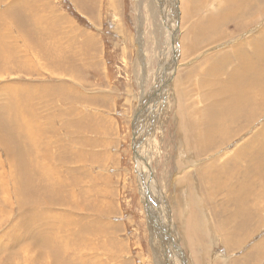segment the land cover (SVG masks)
Returning a JSON list of instances; mask_svg holds the SVG:
<instances>
[{"label": "rangeland", "instance_id": "374dc122", "mask_svg": "<svg viewBox=\"0 0 264 264\" xmlns=\"http://www.w3.org/2000/svg\"><path fill=\"white\" fill-rule=\"evenodd\" d=\"M195 2L205 4L204 0ZM170 3L168 0L166 7ZM23 4L28 12L24 19L19 14L10 23L1 15L12 6L7 18L13 17L14 11L18 12L16 6ZM175 4L150 13L141 0H0V19L9 22V27L0 26L7 27V37L12 34V41H19L18 47L10 49V59L27 57L18 70H0V114L9 104L6 85L10 90L16 88L19 94L12 99H27L24 108L22 102L18 106L25 111L19 118V130L28 135L38 127L36 136L41 144L36 150L40 157L37 161L41 160V170L46 165L45 174H51L37 175L30 166L28 171H22V179L27 176L25 180L32 183L26 182L30 191L27 195L39 199L38 205L28 202V208L35 211L32 209L26 220L19 216L18 208L12 212L0 201V264H8L5 255L12 254L18 259H14L15 264H24L23 254L28 251H32L28 258L44 256L45 261L40 258L37 264H74L81 252L90 264H238L264 238V210L256 215L252 212L249 224L228 221L234 214V203L229 201L230 195L216 193L212 198L216 209H223L222 205L227 208L228 200L232 213H211L197 175V170L211 159H216L213 171L226 170L230 167L229 152L261 138L264 108L248 125L240 119L236 127L235 122H228L236 128L233 141L217 145L206 155L189 147L186 136L190 131L185 126L194 123L192 116L198 122L210 115L207 109L212 108L216 114L217 109L224 108L226 99L213 93L227 82V74L233 73L237 56L242 54L240 48L244 56L249 55L252 43L264 36V0H211L193 17L186 14L198 7L193 0H177ZM162 15L168 30L172 21L178 34L176 43L167 30L159 29ZM208 19L211 32L205 29ZM212 21L218 22L217 28ZM18 24L28 27L23 29L28 32H20ZM59 40L69 44L68 53L62 52L68 73L56 62ZM7 62L0 57V69ZM220 63L224 64V74L215 69ZM212 69L214 75L210 74ZM219 76L222 78L218 85L203 86L212 78L219 82ZM243 86L236 83L224 89L244 92ZM248 88L257 90L254 84ZM68 89L78 96L75 92L68 96ZM235 104L236 100L232 102ZM248 114L254 115L251 111ZM3 120L16 130L11 116ZM0 130L4 133L9 127L1 125ZM253 148L261 149L256 145ZM260 159L253 160L251 178L256 188L264 180V161ZM145 160L146 165H142ZM9 161L5 148L0 146V162L11 176V184L7 185L8 177L5 184L12 188L18 174L10 168ZM143 166L155 175L153 181L148 178L154 184L150 186L152 193L141 187ZM156 186L157 191H162L155 198L161 202L160 212L154 202ZM256 191L255 196L259 194L264 203V194ZM147 199H151L152 206ZM196 213L202 218L199 232L188 228L191 221H197ZM38 216L47 219L45 227H35ZM171 219L180 228V244L187 262L168 243L169 230L174 227ZM160 227L166 228L165 232L160 234ZM11 241L15 244L9 248ZM60 244L70 250H61ZM49 245L53 250L45 249ZM255 260L264 264V258Z\"/></svg>", "mask_w": 264, "mask_h": 264}, {"label": "bare ground", "instance_id": "6f19581e", "mask_svg": "<svg viewBox=\"0 0 264 264\" xmlns=\"http://www.w3.org/2000/svg\"><path fill=\"white\" fill-rule=\"evenodd\" d=\"M1 1H3V0H1ZM5 1H7V0H5ZM143 1H145V5H147V8H148L150 13L155 11L156 8H158V10H160L162 8L175 7L176 6L175 3L177 2V0H173V1L169 0V2H172V3L169 4V7H166V2L168 0H141V2H143ZM210 1L211 0H205V2L206 3L208 2V4L210 3ZM193 2L196 6H198V7L201 6V4L197 5L195 0H193ZM202 2H203V0H200V3H202ZM25 6H26L25 4H23V6H21V7L16 6L15 9H17L18 12L16 13L14 11L13 17L7 18V17L11 16V7L12 6L8 7L7 10L3 11L1 13V15L5 19H7L10 23H14V20L16 19V17L19 14H21V17H23V19H24V17L28 16V12H26ZM28 9H29V11L31 10L30 7ZM196 9L189 10L188 12H186V14L189 17H191V16L193 17V13L196 11ZM32 12H34V11L33 10L30 11L31 15H32ZM32 17L34 18V15H32ZM35 18H37V16ZM154 18L156 19L157 16H155ZM159 18H160L159 24L161 26L159 29L163 30V32H165L167 30L169 37L170 38L172 37L173 39H175V43H176L178 34H177V32L175 33L174 27H172L173 26L172 21H170L171 25H169L170 28L168 30V25L164 23L165 20L164 21L162 20L165 18V15H162V17L160 16ZM179 18H180V16H179ZM17 19H18V17H17ZM9 22L5 23L4 21H2L0 19V24H4V25L7 24V26H8ZM28 24L30 27H32V24L30 22ZM17 27L19 28L20 32L21 31L26 32V33L28 32V31L23 30V29H25L26 26L24 27L23 25L18 24ZM26 28H28V27H26ZM160 30H157V32L159 31V34L161 33ZM59 31H60V29H59ZM60 33L63 35V33H65V32L62 29V31ZM11 35L8 34V37H7V27L6 26H0V57L2 59V62H4V60H6V59L8 60L7 66L3 69H0V70H3V71L8 72V73H11L13 70H18L21 67V64L25 65L24 62L26 61L25 59L27 58L26 57L24 59V57H20V56L17 57L13 53L17 58L14 59V61L10 59V56H9V51L11 52L10 49H12L13 47H18V42H19V41L17 42L15 39H14V41H12L13 37ZM5 41H6V43H5ZM59 43L60 44L57 45V48H58V51L60 50V52L56 58V62L58 65H60V67L63 70L66 71V73H68L69 69L65 65H63V63H64L63 60H64L65 56L63 57L62 52L65 50L66 53H68L67 51L69 50V47L64 48L61 44V40H59ZM24 44L26 46H28L27 42H25ZM252 44H254V46L252 48L253 50L249 55L244 56V52L240 48V51L242 54L239 53V55L237 56V64L235 65V69H234L233 73H228L227 74V76H228L227 82H225L220 87V89L218 91H215L213 93L215 95L221 96V98L223 100L226 99V102H223L224 108L223 109H217L216 114H213L211 112L210 109H212V108L207 109V111L209 112L210 115L207 114L206 118L204 117L201 121L197 122V120L195 121L194 116H192L191 118H193V119H191V120H194V123L193 124L185 123L186 128L190 131V134H188L186 136V138L188 139L189 147L193 151H195L197 149L198 153H200L201 155H203V154L206 155L207 153H211L217 145L222 146V145H225L227 143L229 144V142L232 140L231 138H233V135H235V133H236L235 127L238 126L237 124H238L239 119L248 125V122H253V119L255 118V116H257L258 113L264 108V36H261L260 41H258L257 43L254 42ZM44 50H46V49L44 48ZM21 51H23V50H21ZM89 61H90V59H89ZM58 65L56 67L57 70H59ZM69 65H71V64H69ZM83 65H80V68H82ZM86 66H88V65H86ZM76 68H77V66H76ZM72 69L70 70L72 72L71 74L75 75L76 72L72 71ZM171 69H173V68H171ZM215 69L216 70L221 69L220 74L225 73V68H224L223 63L215 65ZM215 69L211 70V72H210L211 75H214ZM79 71H77V72L79 73ZM171 72H173V70H171L170 73ZM221 78H222L221 76L216 78L217 80H219V82H215L213 78L210 80H206L205 83L203 84V86L208 87L211 85H218L219 83H221ZM206 83L208 84V86L205 85ZM236 83H238V84L243 83L245 85V86H243L244 92H236L232 89H224L225 87H231V86L235 85ZM252 84L256 85L257 90L252 89V88H248ZM246 88H248V89H246ZM15 89L16 88H11V90H10L9 87L6 85L7 102H9V104L8 105L6 104L3 107L4 110H2L3 112H2V114H0V126L1 125H7L9 127V130L8 131L4 130L5 131L4 133H7V136L0 130V146H3L5 148L7 154L10 158L9 166L14 172H16L18 174V177L15 178L13 181V187L9 188L7 185L11 184V176H10L8 170L7 171L4 170L5 165H3L0 162V201L2 202V204L9 207V209L11 208L12 212H13V210L18 208L19 209V216L23 220H26L24 218L29 216L32 212V209H33V208H28L29 203H32L33 205H35V204L38 205L39 199L36 197L27 195L30 193V191H27L28 185H26V182L29 183L30 179L28 181H26L25 179L27 176L22 179V171H24V172L28 171V167L30 166V167L35 168L33 170L31 168L30 169L34 173H36L37 175H40V172H42L41 173L42 176L44 174L48 177H51V174L50 173L45 174V172H46L45 166L46 165L41 170V160L37 161L38 158L40 159V157H39V154L36 150H38V148H39L38 146H39V144H41L38 141V137L36 136V133L38 134V130H37L38 127L36 126L37 129L34 130V133H32V134L28 133V135L26 134V131L19 130L20 129L19 127L21 124L19 121V118H21V117L23 118L25 111L20 110L18 108V106H20V102H22V106L24 108L23 103L25 104L27 102V99H24L25 97L22 95L24 97L23 98L24 102L21 100H17V99L13 100L11 96H15V95L19 94L17 92V90H15ZM23 90H25V88ZM20 91H22V90L20 89ZM74 92L75 91L72 89L67 90L68 96H70ZM77 96L78 95L76 93V97ZM259 97H261L262 99L260 101H256L255 99L259 98ZM64 99L66 101H70V99H67V98H64ZM87 100H90V99H87ZM234 100H236V104L232 105V102ZM76 103L77 102L73 101V104H76ZM191 107L194 108L193 106H191ZM249 111L253 112L254 115L250 116L248 114ZM10 116L12 117V122L15 121V123H16V126H17L16 130L10 129V124L7 123V120H5L6 123H4L3 119H6L7 117H10ZM20 120H22V119H20ZM228 122H230V124L235 122V124H236V125L234 124L235 127H231V125ZM31 123H33V122H31ZM32 125H34V124H32ZM202 128H203V130H202ZM232 130H235L234 134L232 133ZM33 136H34V138H33ZM177 138L178 139L181 138V135L179 133H177ZM253 145L259 146V148L261 147V149L259 151H258V149H254ZM138 154H139V156H138L139 160L142 161L143 159L140 157V152ZM227 158H229L228 159L229 165H227V166H230V167L227 168L226 170L222 169V171H221L219 169H216L215 171H213L212 168L215 167V165H216V161H215L216 159H213V160L211 159V162H209L206 166H204L202 169L197 170V175L201 181V184H202V187L204 190V194L206 197V202L209 205V210L211 213L217 211L216 212L217 215L219 212H220V214H224L226 212V210H229L230 202H232V203H234V208H233L234 214L231 215V217H233V219H231V217H230L228 219V221L229 220H233V222L242 221V223L247 224L250 221V219L252 218V212L256 215V214H258L264 210L263 199H261L258 196L259 194L257 196H255V194L258 193L256 190H258L262 194H264V180L260 183L261 185L256 188L253 181H252V178H251L252 171L254 168L253 160H255L257 158H261L260 160L264 161V132H262L261 138L259 137V139H256V141L252 140L251 142L244 144L241 148H236L234 150V152H232V153L229 152ZM221 159H223V158H221ZM144 162H147V160L141 162V164L146 165ZM26 163H28V164L26 165ZM43 165L44 164H42V166ZM17 167H20L21 170L18 171ZM142 168H143L142 169V179H143L142 181H144V182H142L141 187H142V189L147 187L149 193H152V189H151L152 187H150V186H153L154 184L152 185V183L149 181L148 178H150L151 181H153V179H155V178H153V176H155V175H153L149 170H147L146 167L143 166ZM230 170H231V173H229ZM33 172H31V173H33ZM27 174H29V173L27 172ZM151 174H152V176H151ZM31 176H30V178H31ZM7 177L9 178V180H8L7 185H6L5 183H6ZM32 177H34V176H32ZM34 178L36 179V177H34ZM59 178H61V177H59ZM236 181L239 182L237 187H235ZM49 183L51 184L50 180H49ZM29 184H32V183H29ZM255 184H257V183H255ZM154 190L157 192L156 196H154V194H153L154 202L156 204H158L156 207H157L158 212H160V211H162V207L159 206L161 202L159 203L155 198L157 196L158 197L161 196L158 194V192H160L161 190L157 191V186L153 189V191ZM225 191H227V192H225ZM216 193H219V194L222 193V194H224L225 197H226V194L230 195V199H229L230 202L228 200L225 201L228 203L227 208L224 205H222L223 209H221V210L216 209L218 207L214 204V201L212 200L213 195ZM144 197H145V195H144ZM150 198H151V196H150ZM10 199H12L11 202H10ZM147 200L151 204V199H147ZM195 200L197 201L195 203L197 204L196 207L198 208V210L202 209L200 204H199L197 196H196ZM151 206H152V204H151ZM248 211H250V212H248ZM230 212L232 213V211H230ZM39 216H38V218H36L34 220L35 221L34 223L36 225L35 227L36 228L45 227L44 222L47 221V219H45V221L41 220V219H39ZM157 216H159V215H157ZM6 217H7V219L9 218L8 214ZM195 217L197 218V221H191L188 225V228L193 232H199L200 227L202 225V221H200V220L202 218H201V215L199 213H196ZM34 218H35V216H34ZM163 218H165V217L163 216ZM4 220H6V219H4ZM23 220H22L23 224L21 227L22 232H23V229L25 227ZM171 223L174 225V227L172 230H169L168 237H167L168 243H170L171 248H173L175 250L176 255L182 256L184 258V262H187V257H185V253L182 250V247L180 244V241L182 239L181 234L179 233L180 228L177 226V224H175V222L172 219H171ZM161 227H160V231H159L160 234H161V231L163 233L166 230V228L162 229ZM170 228H171V226H170ZM156 230H158V229H156ZM39 232L42 234V231H39ZM10 233H12V232H10ZM205 233H207L206 235H208L207 231ZM5 234H8V233L5 232ZM9 236L11 239L15 238V235L9 234ZM44 239H46V241L48 242V237H44ZM197 239H199V238L197 237L195 240H197ZM228 240L229 239H227V241ZM219 241H221V240H219ZM239 242H241V240H239L238 243ZM14 244L15 243L13 241H11V243L9 244V248L11 245H14ZM55 244H57V243H54V245ZM230 244H232V242H230ZM55 247H57V246H55ZM59 247L63 251H65V249L70 250V248H68L64 245H61V244ZM24 248H23V250L21 249V251H24L25 250ZM33 249H35V248H29V250H33ZM45 249L46 250H53V247H52V245H49ZM75 250H79V249H75ZM42 251L43 250H41L40 252H42ZM31 252L32 251H28V252L23 254V257L25 258L24 264L41 263V262H39L40 258L43 259V262L45 261V258L42 254H40L39 259H36L37 257L33 258L32 256H30L28 258L27 257L28 253L30 255ZM168 252H169L168 258H171L170 257V251L168 250ZM196 253L199 254L198 252H196ZM20 255H22V254H20ZM5 257L7 258L6 261L8 264H15V262L18 261L17 257H13V254L12 255H5ZM258 257L264 258V238L261 239L259 244L254 245L247 252V255L244 258H242V262H240L238 264H245V262H244L245 260H250V261L254 262V264H257V263L260 264L261 260H255ZM14 259H16V261ZM74 260H76V261H74V264H82L83 262H87L88 264H90V262L88 260H86L84 252H81L80 256L77 258H74ZM171 263H172V261H171Z\"/></svg>", "mask_w": 264, "mask_h": 264}, {"label": "crops", "instance_id": "0c3cea01", "mask_svg": "<svg viewBox=\"0 0 264 264\" xmlns=\"http://www.w3.org/2000/svg\"><path fill=\"white\" fill-rule=\"evenodd\" d=\"M204 1H205V0H204ZM203 5H208V2H207V3L205 2V4H202V5H201L200 7H198V8L201 9V8L203 7ZM198 8H197V9H198ZM197 9H196V10H197ZM207 21H208V25L206 26L205 29H206L207 31H210V32H211V29H210V28H211V27H210V19H208ZM212 22H213V27H214V28H217V24H218V22H216V21H212ZM212 31H214V30H212ZM61 44H62V46H63L64 48L68 47V45H69V44H68V45L63 44V43H62V40H61ZM82 155H83V154H82ZM83 157H84V156H83ZM81 159H82V157H81Z\"/></svg>", "mask_w": 264, "mask_h": 264}]
</instances>
